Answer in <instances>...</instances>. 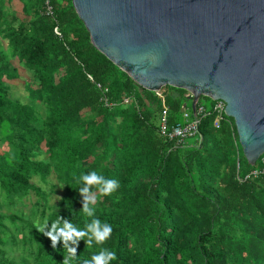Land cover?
Returning <instances> with one entry per match:
<instances>
[{
    "label": "trees",
    "instance_id": "1",
    "mask_svg": "<svg viewBox=\"0 0 264 264\" xmlns=\"http://www.w3.org/2000/svg\"><path fill=\"white\" fill-rule=\"evenodd\" d=\"M18 2L23 18L13 0H0V264H61L67 249L38 228L58 217L112 227L91 248L80 240L72 264L104 248L115 252L110 264H264V154L247 163L232 119L216 129L206 116L201 142L174 148L154 122L162 98L91 44L71 0ZM14 61L28 74L26 100L11 95ZM160 94L169 125L181 123L189 94L169 86ZM90 171L119 182L109 195L92 189L93 217L78 182ZM36 179L59 189L57 201Z\"/></svg>",
    "mask_w": 264,
    "mask_h": 264
},
{
    "label": "water",
    "instance_id": "2",
    "mask_svg": "<svg viewBox=\"0 0 264 264\" xmlns=\"http://www.w3.org/2000/svg\"><path fill=\"white\" fill-rule=\"evenodd\" d=\"M91 44L142 89L225 103L250 166L264 154V0H71Z\"/></svg>",
    "mask_w": 264,
    "mask_h": 264
},
{
    "label": "clouds",
    "instance_id": "3",
    "mask_svg": "<svg viewBox=\"0 0 264 264\" xmlns=\"http://www.w3.org/2000/svg\"><path fill=\"white\" fill-rule=\"evenodd\" d=\"M78 182L83 186L79 188V194L82 197V211L86 216H94V207L97 196L92 191L95 187L99 193L109 195L116 191L119 187V182L114 178H106L96 171H90L87 174H81ZM65 203H70L65 201ZM39 230L51 242L53 248L57 243H62L63 247L67 249L68 255L62 259L61 264H72L75 259L76 246L80 240H84L87 247L91 248L93 242L103 243L112 232L111 225L102 223L100 220L93 218L86 223L83 229L74 226L67 219L58 217L50 227L47 221L43 225L38 226ZM47 228V231L44 229ZM85 237L87 238L85 240ZM116 255L114 251L109 249H101L98 253L91 256L90 259H84L82 264H110V261L115 260Z\"/></svg>",
    "mask_w": 264,
    "mask_h": 264
},
{
    "label": "built area",
    "instance_id": "4",
    "mask_svg": "<svg viewBox=\"0 0 264 264\" xmlns=\"http://www.w3.org/2000/svg\"><path fill=\"white\" fill-rule=\"evenodd\" d=\"M47 14L51 15L50 8L47 9ZM57 33V30L55 29ZM97 87L100 88L98 85ZM107 90H104L106 93ZM159 97L162 98L161 112L159 115V124H158V133L166 141L172 142L174 148H182L188 146V139L195 138L196 144H199L202 140V136L199 133L198 127L202 118L206 116L214 115L213 126L218 129L222 121H224L225 116V103L221 100H216L213 103L212 109L207 111L206 108L197 102L195 106V112L193 113L191 109L187 108L186 105L182 107V122L175 125H169L168 116L169 110L165 105L164 100L160 92H157ZM189 100L192 102V97L189 95ZM130 99L124 101L128 103ZM107 103L106 99L104 100ZM228 123L231 125L232 122L228 120ZM264 174V171H262ZM252 175H257L258 172L254 171ZM248 177V176H247Z\"/></svg>",
    "mask_w": 264,
    "mask_h": 264
},
{
    "label": "rangeland",
    "instance_id": "5",
    "mask_svg": "<svg viewBox=\"0 0 264 264\" xmlns=\"http://www.w3.org/2000/svg\"><path fill=\"white\" fill-rule=\"evenodd\" d=\"M13 1L16 4V11L18 12V16L20 18H23V15L21 12V4L18 2V0H13ZM3 48L6 49V45L4 42H3ZM14 62H15L14 64H16V61H14ZM17 64H16V66H18L20 78L18 80L9 82V84H11V86H12V87H10L11 95H12V97L20 96L21 98H23V100H26L25 99L26 92L24 91V84H25V81L28 79V74L22 67H20ZM201 101L204 103V106L206 107L207 111H210L212 109L213 101L211 99H209V101L204 102V100L201 98ZM191 105H192V102L188 100L187 101V108L191 109ZM154 122L158 124V122H159L158 118H156ZM195 140H196L195 138L188 139L187 143L192 145L195 143ZM239 146H240V144H239ZM239 148H240V151L242 152L241 146ZM0 151H2L1 147H0ZM52 179H53V177H50L48 179V181L50 183H52V181H51ZM35 181L39 186H41L43 188V190L47 191V194H49L50 202L57 201V199L60 197L59 189H55V192H54L53 191L54 188L49 187L50 183L49 184H42L41 182H39L38 179H36ZM30 199H31V201H33L35 199V196L32 194ZM26 204L28 206L27 207V210H28L29 209L28 200L26 201Z\"/></svg>",
    "mask_w": 264,
    "mask_h": 264
}]
</instances>
